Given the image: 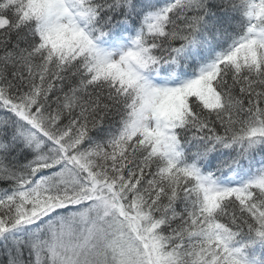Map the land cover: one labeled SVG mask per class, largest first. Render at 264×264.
I'll list each match as a JSON object with an SVG mask.
<instances>
[{
    "label": "snow or ice",
    "instance_id": "1",
    "mask_svg": "<svg viewBox=\"0 0 264 264\" xmlns=\"http://www.w3.org/2000/svg\"><path fill=\"white\" fill-rule=\"evenodd\" d=\"M0 264H264V0H0Z\"/></svg>",
    "mask_w": 264,
    "mask_h": 264
}]
</instances>
